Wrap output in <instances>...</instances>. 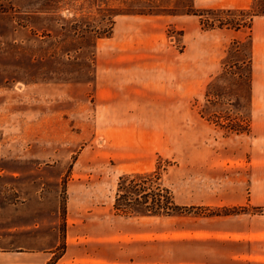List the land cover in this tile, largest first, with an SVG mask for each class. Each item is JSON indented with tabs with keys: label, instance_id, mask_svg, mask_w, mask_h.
<instances>
[{
	"label": "rangeland",
	"instance_id": "obj_1",
	"mask_svg": "<svg viewBox=\"0 0 264 264\" xmlns=\"http://www.w3.org/2000/svg\"><path fill=\"white\" fill-rule=\"evenodd\" d=\"M0 1V264H264V15L236 34L178 0ZM158 163L195 214L115 211Z\"/></svg>",
	"mask_w": 264,
	"mask_h": 264
},
{
	"label": "trees",
	"instance_id": "obj_2",
	"mask_svg": "<svg viewBox=\"0 0 264 264\" xmlns=\"http://www.w3.org/2000/svg\"><path fill=\"white\" fill-rule=\"evenodd\" d=\"M191 1L187 4H190ZM186 6V7H185ZM178 0L169 14L183 13L195 14L199 17L203 28L212 29L214 27H226L238 29L246 26L249 20L258 15H264V0H253L248 9H222V8H200L190 9ZM139 8L132 11L126 10L115 12L114 14H159L160 11ZM11 10L10 4L0 1V15ZM155 11V12H154ZM111 13V15H114ZM109 36L108 34L102 35ZM232 49L229 53H232ZM115 211L134 216H155V217H180L192 213L194 207L180 205L175 202L171 191L162 185L159 163L150 172H131L124 173L118 179L117 190L113 202ZM227 210V209H224ZM228 212V211H224Z\"/></svg>",
	"mask_w": 264,
	"mask_h": 264
},
{
	"label": "crops",
	"instance_id": "obj_3",
	"mask_svg": "<svg viewBox=\"0 0 264 264\" xmlns=\"http://www.w3.org/2000/svg\"><path fill=\"white\" fill-rule=\"evenodd\" d=\"M123 24L125 25L124 22L122 23V25H123ZM116 25H117V23H116ZM120 26H121V22H120ZM225 30H230V31L232 30L234 33L237 34L241 29L239 28V29L234 30V29L228 28V29H225ZM234 36H236V35H234ZM196 47H197V46H195V48H196ZM218 69H219V67L214 65L213 68L206 69V71H205V68H199L196 72H197L198 74L205 75V76H206V80H207L208 77H209L210 75L213 76V75L218 71ZM61 257H62V256H61ZM61 257L58 258V260H57V262H56L55 264H59ZM41 260H42L41 264H46L48 258H47V257H45V258L42 257ZM61 260H62V259H61Z\"/></svg>",
	"mask_w": 264,
	"mask_h": 264
}]
</instances>
